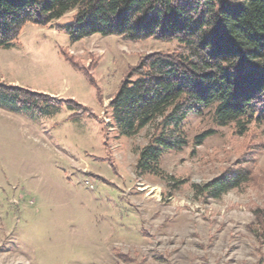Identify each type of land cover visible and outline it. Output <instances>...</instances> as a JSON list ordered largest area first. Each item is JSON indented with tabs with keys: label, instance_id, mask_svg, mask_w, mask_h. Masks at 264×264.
I'll list each match as a JSON object with an SVG mask.
<instances>
[{
	"label": "rangeland",
	"instance_id": "obj_1",
	"mask_svg": "<svg viewBox=\"0 0 264 264\" xmlns=\"http://www.w3.org/2000/svg\"><path fill=\"white\" fill-rule=\"evenodd\" d=\"M74 13L28 21L0 47L1 81L94 112L0 104V264H264V121L241 132L209 110L189 117V142L165 153L162 174L138 173L154 127L120 135L110 100L144 55L178 42L74 41L58 28ZM240 166L251 172L242 187L220 198L196 192Z\"/></svg>",
	"mask_w": 264,
	"mask_h": 264
},
{
	"label": "trees",
	"instance_id": "obj_2",
	"mask_svg": "<svg viewBox=\"0 0 264 264\" xmlns=\"http://www.w3.org/2000/svg\"><path fill=\"white\" fill-rule=\"evenodd\" d=\"M73 10L72 19L58 28L74 41L101 34L178 42L173 51L144 55L110 100L112 126L120 135L154 127L139 151L138 173L162 174L165 153L189 142L184 128L189 117L209 110L217 125L235 124L241 132L264 121V0H0V47H10L28 21L48 25ZM43 101L94 114L0 80V104L33 109ZM213 133L206 130L197 141ZM250 180V170L240 166L194 187L220 198Z\"/></svg>",
	"mask_w": 264,
	"mask_h": 264
}]
</instances>
